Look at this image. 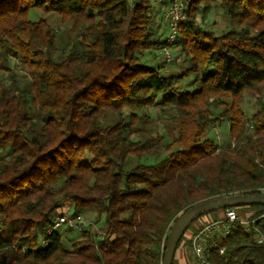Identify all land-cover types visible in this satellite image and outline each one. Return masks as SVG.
Segmentation results:
<instances>
[{
    "label": "trees",
    "instance_id": "16d2710c",
    "mask_svg": "<svg viewBox=\"0 0 264 264\" xmlns=\"http://www.w3.org/2000/svg\"><path fill=\"white\" fill-rule=\"evenodd\" d=\"M174 3L184 19L168 44ZM219 9L227 30L216 35L203 23ZM36 10L69 24L59 60L56 32L29 19ZM263 92L264 0H0V264H162L181 212L261 194ZM164 116L171 129L143 127ZM217 119L228 125L223 149L208 136ZM146 156L155 163L124 169ZM242 207L250 214L238 219L254 223L231 228L208 264H264V206ZM69 209L104 215L103 229L48 233ZM191 225L176 249L190 250Z\"/></svg>",
    "mask_w": 264,
    "mask_h": 264
},
{
    "label": "rangeland",
    "instance_id": "374dc122",
    "mask_svg": "<svg viewBox=\"0 0 264 264\" xmlns=\"http://www.w3.org/2000/svg\"><path fill=\"white\" fill-rule=\"evenodd\" d=\"M222 10H217V12H212L208 17H206L205 22L203 25L211 30L212 32L216 33V35H219L227 30L226 24H225V18L223 16ZM165 18V15H164ZM29 19L31 20H37V19H44L47 21V23L52 27V29L56 32V46L57 49L55 50L56 52L52 54V57L56 60H59V58H56L55 56L61 54L60 50L63 48V43L67 41L66 39V34H67V29L69 28V24L65 23L62 24L59 21V18L56 14L54 13H44L42 11H30L29 13ZM199 21V18H198ZM61 46V47H59ZM59 47V48H58ZM61 57V56H60ZM171 72H179V67L173 66L171 69H169L167 73ZM190 78H184L183 82L180 84V88L182 89H187L190 90L191 86L189 85ZM264 95V92H263ZM256 96L255 95H250V96H245L244 98V109L249 114L251 111L256 109V105L254 103ZM169 112V111H168ZM154 114V111L151 112ZM171 111L169 112V114ZM148 132H154V131H161V130H169L172 128V121L170 120L169 116H164L161 119L155 120L152 119V121L149 124H145L143 126ZM227 130H228V125L219 119L217 121L213 122L212 125L210 126V130L208 133V136L212 138L217 146L220 149L225 148L228 145V140H227ZM155 159L153 157H143V158H127L124 164V169L127 170L133 165L136 164H144V165H151L155 163ZM249 208L247 207H242L241 209H237L235 212L239 214L241 218H246L250 214V211H247ZM72 213V209H69V214ZM80 221L81 224L83 223H90L93 224V227L98 231L102 230L104 227V215L98 216V214L93 211V210H86L82 212V215L80 216ZM202 220V219H201ZM200 220V221H201ZM244 221V220H241ZM197 223L191 225L190 231L194 230L197 226ZM189 234V232H188ZM75 235V233H71V236Z\"/></svg>",
    "mask_w": 264,
    "mask_h": 264
},
{
    "label": "built area",
    "instance_id": "2783aa9c",
    "mask_svg": "<svg viewBox=\"0 0 264 264\" xmlns=\"http://www.w3.org/2000/svg\"><path fill=\"white\" fill-rule=\"evenodd\" d=\"M165 19L168 21L169 30L167 35V43L171 44L176 36L178 26L180 22L184 19L182 13V6L174 3L170 6L165 13ZM163 56L166 61L170 60V55L168 51H163ZM261 193H264V188H262ZM203 218L201 221H203ZM254 221H241L238 219L235 211L231 208H226L220 218L207 221L200 226H197L188 236L189 246L192 256L198 264H208L206 262L207 254L211 250H217L219 254L223 253V247L218 246V242L223 236L225 237L231 228L240 225L244 229H248V225L253 224ZM66 226L73 230H79L81 227V221L79 216H72L69 213L62 215H57L52 220L51 227L48 233L53 230ZM263 240V237H259L258 243Z\"/></svg>",
    "mask_w": 264,
    "mask_h": 264
},
{
    "label": "water",
    "instance_id": "95a60500",
    "mask_svg": "<svg viewBox=\"0 0 264 264\" xmlns=\"http://www.w3.org/2000/svg\"><path fill=\"white\" fill-rule=\"evenodd\" d=\"M248 205H262L264 206V193L255 195L245 194H234L222 197L211 198L208 200L196 203L177 217L170 227L167 235L162 264H172L174 253L178 242L186 232L187 228L198 218L218 211L231 208V207H242Z\"/></svg>",
    "mask_w": 264,
    "mask_h": 264
},
{
    "label": "crops",
    "instance_id": "0c3cea01",
    "mask_svg": "<svg viewBox=\"0 0 264 264\" xmlns=\"http://www.w3.org/2000/svg\"><path fill=\"white\" fill-rule=\"evenodd\" d=\"M174 251L173 264H198L192 256L187 242L181 243Z\"/></svg>",
    "mask_w": 264,
    "mask_h": 264
}]
</instances>
